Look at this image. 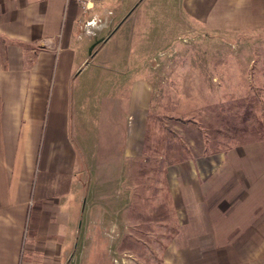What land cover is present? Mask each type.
<instances>
[{
	"label": "crops",
	"instance_id": "crops-1",
	"mask_svg": "<svg viewBox=\"0 0 264 264\" xmlns=\"http://www.w3.org/2000/svg\"><path fill=\"white\" fill-rule=\"evenodd\" d=\"M97 1L82 15L66 0H0V264H95L98 247L108 264H138L128 255L111 260L124 240L118 238L130 233L118 224L126 214L114 204L117 194H108L116 220L108 238L97 243L92 236L103 226L77 227L87 169L108 171L105 183L121 185L132 201L125 185L144 160L157 88L146 76V54L131 45L136 26L126 24L133 10L104 21ZM175 2L170 25L184 34L264 30V0ZM121 29L132 33L131 46L107 52ZM162 43L152 45L158 56ZM97 57L98 64L87 61ZM248 149L234 163L238 206L201 231L217 234L214 241L202 239L197 256L192 246H178L176 234L161 264H264V146Z\"/></svg>",
	"mask_w": 264,
	"mask_h": 264
},
{
	"label": "rangeland",
	"instance_id": "rangeland-1",
	"mask_svg": "<svg viewBox=\"0 0 264 264\" xmlns=\"http://www.w3.org/2000/svg\"><path fill=\"white\" fill-rule=\"evenodd\" d=\"M97 4L95 14L103 20L117 22L133 10L126 24L136 26L131 45L146 54V76L157 88L146 121L144 160L125 185L132 201L125 199L121 185L105 183L108 171L87 169L83 216L77 227L103 226L92 236L97 243L108 238V227L116 221H110L108 194L115 193L120 202L114 204L126 214L118 224L130 233L118 238V243L124 240L111 260L128 255L138 264H161L176 234L178 246H192L199 256L195 248L200 241L212 242L217 236L201 234L202 229L211 227L217 215H230L242 198L234 163L241 161L239 156L248 147L264 146V30L184 34V27L170 25L176 17L175 0H98ZM131 34L121 29L106 51L131 46ZM158 41L164 42L160 56L158 47L152 49ZM100 59L87 61L95 65ZM122 61L133 64L136 57ZM103 251L99 247L95 251V264H104Z\"/></svg>",
	"mask_w": 264,
	"mask_h": 264
},
{
	"label": "built area",
	"instance_id": "built-area-1",
	"mask_svg": "<svg viewBox=\"0 0 264 264\" xmlns=\"http://www.w3.org/2000/svg\"><path fill=\"white\" fill-rule=\"evenodd\" d=\"M66 1L67 3H74L75 5H77L82 15H85L91 9L94 0H66Z\"/></svg>",
	"mask_w": 264,
	"mask_h": 264
}]
</instances>
